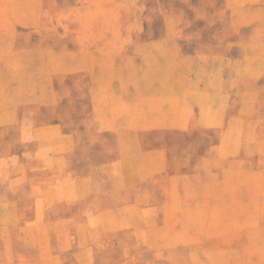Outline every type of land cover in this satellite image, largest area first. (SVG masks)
<instances>
[{
	"label": "rangeland",
	"instance_id": "rangeland-1",
	"mask_svg": "<svg viewBox=\"0 0 264 264\" xmlns=\"http://www.w3.org/2000/svg\"><path fill=\"white\" fill-rule=\"evenodd\" d=\"M0 264H264V0H0Z\"/></svg>",
	"mask_w": 264,
	"mask_h": 264
}]
</instances>
